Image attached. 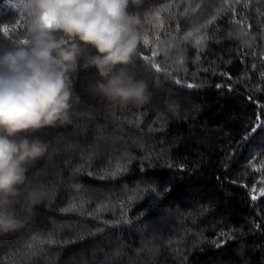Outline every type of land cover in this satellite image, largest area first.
Returning <instances> with one entry per match:
<instances>
[{"label":"trees","instance_id":"obj_1","mask_svg":"<svg viewBox=\"0 0 264 264\" xmlns=\"http://www.w3.org/2000/svg\"><path fill=\"white\" fill-rule=\"evenodd\" d=\"M13 2L0 0V51L27 35L24 0ZM129 11L141 40L127 71L150 82V100L95 94L94 50L84 53L72 123L27 134L50 158L29 166L16 206L25 223L0 235V264H264V146L241 141L258 119L264 129V0H139ZM33 189L52 196L29 213Z\"/></svg>","mask_w":264,"mask_h":264},{"label":"clouds","instance_id":"obj_2","mask_svg":"<svg viewBox=\"0 0 264 264\" xmlns=\"http://www.w3.org/2000/svg\"><path fill=\"white\" fill-rule=\"evenodd\" d=\"M139 0H24L27 35L0 51V235L23 228L16 206L24 196L29 166L49 155V145L27 135L72 123L79 97L73 74L84 53L99 80L91 90L121 107L142 106L151 84L130 75L140 35L130 5ZM241 46L249 44L243 29L232 33ZM51 192L27 193L26 211Z\"/></svg>","mask_w":264,"mask_h":264},{"label":"snow or ice","instance_id":"obj_3","mask_svg":"<svg viewBox=\"0 0 264 264\" xmlns=\"http://www.w3.org/2000/svg\"><path fill=\"white\" fill-rule=\"evenodd\" d=\"M13 7L16 9L19 7L18 4L14 3L13 0H11ZM0 31L3 32H8L9 28L7 26H0ZM145 43H147V40H145ZM197 44H199V40L196 42ZM153 56L157 55V53L154 51L152 53ZM148 57H145V60H147ZM155 68L157 71L160 70L159 65H155ZM176 83H179V81H176ZM189 88L193 87V85L189 84L188 85ZM219 87V85L217 86ZM257 129H261V123L259 121V119L257 120V123L255 124L254 127H252V129L250 130V133L248 136L246 137H241V141L244 144H247L249 147V151H254L256 149V147L259 146H264V129H261V131H257ZM251 141V143L249 142ZM115 173H113L114 175ZM164 193H167L169 191V186H168V181L165 182V187H164ZM261 195H264V189L261 190ZM253 199H256L255 196L252 197ZM83 207V204H81V208ZM76 209V205L74 203H70L68 207L62 209V211H69V210H75ZM99 211V209H98ZM127 222V221H125ZM42 243V242H41Z\"/></svg>","mask_w":264,"mask_h":264}]
</instances>
